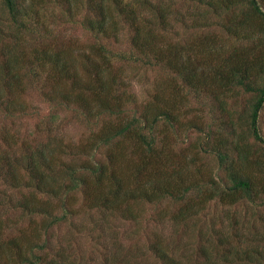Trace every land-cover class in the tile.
I'll use <instances>...</instances> for the list:
<instances>
[{"label": "trees", "instance_id": "16d2710c", "mask_svg": "<svg viewBox=\"0 0 264 264\" xmlns=\"http://www.w3.org/2000/svg\"><path fill=\"white\" fill-rule=\"evenodd\" d=\"M67 26L87 52L59 42ZM213 27L245 48L224 54ZM127 68L164 72L171 94L139 97ZM188 96L213 103L196 124ZM263 106L264 0H0V264H264ZM167 130L196 132L223 177H193Z\"/></svg>", "mask_w": 264, "mask_h": 264}, {"label": "rangeland", "instance_id": "374dc122", "mask_svg": "<svg viewBox=\"0 0 264 264\" xmlns=\"http://www.w3.org/2000/svg\"><path fill=\"white\" fill-rule=\"evenodd\" d=\"M59 31L61 32L59 36V42L62 43L63 47H77L80 48L77 51V54H82L87 52V44L91 42V38L88 33L81 30L80 28H60ZM207 33V38L213 39L215 41L221 42L224 48V54L233 52V51H241L243 48H245L246 43L245 42H238L231 38H227L226 35L218 29L213 27V29L205 30ZM127 34V33H126ZM214 35V36H213ZM126 47V46H125ZM82 58V57H81ZM213 59V58H212ZM77 61L80 63V56L77 57ZM78 63V65H79ZM126 75H131L134 77V80L136 82V92H138V96L141 98H147L145 97L147 93L152 92V87L154 85V93H158L161 95V98L164 100L166 97H169V95L172 92L171 85H169L170 82L168 76L162 71H159L158 69H155L154 72H138L135 70H132L131 68H127L125 70ZM132 77V78H133ZM171 84V83H170ZM253 94H245L243 96H240L237 98V100L234 102V105L231 106V111L234 112L233 114V120L235 121V124H238V118H240V123L242 129L246 128L245 119L247 118L250 110L251 103L253 102ZM189 98V104L190 109L186 108L184 109L182 107L181 112L185 114L182 117L183 121L187 120H194V117L199 112H206L209 106H211L213 103H211L209 100H205L203 104H199L197 100H195L192 96H188ZM35 100V99H34ZM32 100L33 102H36ZM168 101H173V99H166ZM173 106V105H171ZM200 110V111H198ZM207 119V117H206ZM196 119L193 121L194 124ZM35 121H28L24 123H20L19 129L25 135L26 131L31 130L33 127ZM237 122V123H236ZM258 127L261 133V136L264 138V106L259 114L258 118ZM83 133V130L79 126H69L67 128V134L69 137H78ZM166 138L164 139L165 146H169V151L171 154V158L174 161L177 160H191V158H194L197 160V163H195V166H198L199 164H202V167L199 168V174L197 169H195L194 166H191L189 171L193 173V177L197 178H204L205 180H209L210 177H223L222 173L218 170L217 161L211 154H203L200 152V143L201 138L196 132H178L175 136L169 130L165 132ZM185 139V140H183ZM251 141V140H249ZM163 143V144H164ZM261 163L264 164V146H261L259 149H257V157ZM252 169V167L250 168ZM255 171L253 168L252 172ZM264 171V168L262 169V172ZM188 175L185 173V171H182V178H187ZM76 200L79 204H81L82 196L78 195L76 197ZM164 207H167L169 211H176L178 209V206L176 204L170 205V202H166L163 204ZM145 212L149 209H144ZM220 209L218 208V211ZM239 212H243V208L238 209ZM211 212H214V210H211ZM95 217L96 214H94ZM94 217V218H95ZM91 218L88 216V218H84L85 225H89ZM83 220V219H81ZM116 226L120 227V232L123 231V229H127L131 232L133 231L132 227L127 226L124 223H116ZM68 232V229L66 227L61 228L58 230L57 234L61 236H65ZM77 242L79 245L80 250L83 252L84 256L89 257L90 253H93V247L91 246V242L88 241V239L83 236L80 238H77ZM134 246H142L141 238L139 240H133L130 242ZM100 256L98 255L95 261H99ZM94 261V262H95Z\"/></svg>", "mask_w": 264, "mask_h": 264}]
</instances>
